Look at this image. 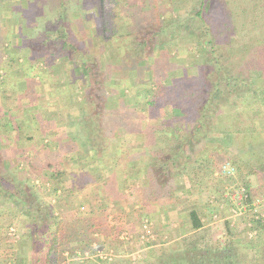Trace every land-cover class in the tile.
<instances>
[{"label": "trees", "instance_id": "obj_1", "mask_svg": "<svg viewBox=\"0 0 264 264\" xmlns=\"http://www.w3.org/2000/svg\"><path fill=\"white\" fill-rule=\"evenodd\" d=\"M5 1L7 0H0V23L2 12L5 11ZM30 3L39 7L43 5L39 0H32ZM86 3L87 6L78 11L69 0H46L44 5H47L44 7L49 15L53 10H58L56 24L50 28L51 31L47 30L36 42L27 45L23 39L21 50L24 51V59L20 60L6 51L4 46L0 51V69L7 70L6 74L0 73V77H3L0 90H4L3 85L8 86L7 80L11 79L13 71L16 73L17 68L21 69L24 85L21 81L16 83L14 80L13 86L8 82L9 86H12L15 93L25 95L24 99L21 98L23 103L36 105L40 111V114L32 113L30 120L25 116L27 123H21L17 116L23 105L19 103L18 107L13 103L14 99H10L9 104L4 106L7 107L5 111L0 104V118L1 110L4 115L9 114L12 117L11 129L16 130V142L23 138L33 140L39 135L44 151L51 148L49 154L44 153L46 156L43 161L37 160V155L33 158L27 155L31 158L29 167L22 169L17 165L13 166L15 174L24 179L15 181L0 175V222L3 221V211L11 206L13 210H17L18 215L27 217L30 236L35 240L40 232L47 234L44 252L35 257L33 255L36 254V248L33 255H28L31 264H73L63 255L66 248H70L71 238L65 228V221L61 219V215L58 217L55 214V206L47 203L41 196V191L49 195L60 192V204L68 203L72 199L73 191L67 189L63 179L66 171L63 169V157L60 153L71 152L70 158L73 161L94 160L99 167L105 168L118 154L115 148L111 157H107L106 131L112 132L119 127L131 131L136 124L132 114L145 112L146 117L154 121L146 127L149 142L156 141L155 133L158 132L160 139L166 143L156 151L151 161L142 166L138 163L135 165L137 173L140 169L143 171L144 179L139 188V209H134L132 205L131 207L133 211L144 215L142 211L153 204L176 202L174 177L177 175L183 174L186 177V182L190 185L188 195L199 193V184L194 182L189 169L194 167V162L199 163L200 158L193 160L190 152L196 157L205 152L213 141H220L218 133L213 132V124L221 121V116L228 108H235L237 122L220 130L223 134L236 133L239 137L241 134L259 133L257 122L264 119V87L255 86L256 79L264 83V0H195L185 14L177 15L171 9L175 4L174 0H87ZM91 3H95L92 9ZM88 11L93 14V19H89ZM71 19L81 36L73 33L69 24ZM85 20L95 22V30L90 31L89 36L85 30ZM44 22L48 24L50 19ZM2 30L0 25V43L4 41ZM95 37L99 42H95ZM191 37H195L194 43L200 52L198 57H203V60L191 63L197 67L195 74L190 72V68L184 67L177 76L173 42H189ZM92 46H98L99 53H93ZM115 57L119 62L110 59ZM66 59L70 62L63 65L61 61ZM116 66L125 70L124 77L114 74V71L117 74L122 73V70L115 69ZM61 71L67 75L69 88L74 90V84L80 81L79 87L84 90L81 93L82 99L77 100V105L73 106L80 110L75 120L80 122L86 133L87 140L82 147L88 155L80 154L81 150H78L76 143L79 134L69 131V122L60 124L66 121V113L71 111V106L68 107L71 91L63 94L66 101L61 111L59 108L54 112L49 103L41 105L39 101L35 84L47 81L51 90L48 92L49 97L58 96L60 82L56 75ZM109 75L110 81H113L108 84V89L101 78L107 79ZM133 87L136 88V96L143 97V101H138L142 108L131 111L129 105L114 102L107 106L104 103L102 94L106 90L109 93H118L121 89ZM44 111L43 116L41 113ZM100 118L108 127V130L104 128V133L100 131ZM26 126L32 133L24 137ZM33 131L36 133L33 134ZM136 136H141V133L138 132ZM55 138H59L58 141ZM90 150L94 153L89 155ZM19 151L25 157L26 148ZM241 158L244 165L248 164V156L242 155ZM38 161L42 162L41 169L35 166ZM253 168L255 172L250 170L246 174L248 183L245 184V195L250 204L252 187L248 175H260L259 170L262 169L258 170L255 166ZM234 169L236 170L235 166ZM30 172L34 174L30 176ZM37 176L42 179L41 185L35 184L34 179ZM203 206L194 207L187 212L192 231L182 238L185 253L170 254L159 259L157 264H243L238 257V247L229 238L235 235L229 219L223 221L226 229V233L220 235L224 237L223 241L221 237H210L207 241L212 227H207L205 218L211 216L215 210L219 213V209L211 207L212 212L208 214V206ZM259 218L253 219L257 227L264 225V218ZM77 220L81 225V232L77 231L73 237L80 238V243L86 239V247L98 240L96 238L99 235H104V239L113 242L121 233L133 229L132 225L120 223L114 232L109 213L104 209L90 213L87 217H78ZM52 224L55 228L49 233L45 229L41 231L40 228H50ZM142 234L145 235L142 239L143 245H151V234H137L138 237L132 240L139 238L140 241ZM75 247L78 248L79 245ZM70 251L74 252L73 246ZM25 252L22 246L20 250L15 248L8 259L10 264H26L28 256L26 258ZM256 253V264H264V246H257ZM128 261L131 262L132 259L128 258Z\"/></svg>", "mask_w": 264, "mask_h": 264}, {"label": "rangeland", "instance_id": "obj_2", "mask_svg": "<svg viewBox=\"0 0 264 264\" xmlns=\"http://www.w3.org/2000/svg\"><path fill=\"white\" fill-rule=\"evenodd\" d=\"M30 1L32 0L5 1V11L2 12L0 23V25L3 27L2 34L4 38V41H1L3 44L0 43V51L3 50L4 46L7 49H5L6 51L13 53L16 55V57L20 58V60L24 59L25 57L23 54L24 51L21 50L23 39L25 45L36 42L42 35L45 34L47 30L53 28V26L56 24L55 18H57L58 15V10H53L50 15L47 13L44 7L47 5H44L46 0H39L43 3L41 7L36 4L33 5L30 3ZM69 1L74 5L73 8L78 11H81L83 7L87 6V0ZM174 1L175 4L171 7V9L172 13L176 15L177 13L185 14L187 9L190 8L195 2V0ZM75 5H79V7ZM94 5L95 3H91L92 7L90 6V8H94ZM92 15L89 14V19H93ZM41 18H44V20ZM49 19L50 22L46 24L44 21ZM72 19L69 24L72 27L73 33H77L78 36H81V34L77 32L78 29ZM85 30L89 36V34H91L90 31L95 30V22L85 20ZM194 41L195 37H191L189 42H179L178 40L173 42L175 48L174 62H177L176 67L178 68L177 76L181 74V69L184 67L190 68V72L195 74L197 72V67L191 63L194 62L195 64L203 60V57H198L200 52H198L199 50L197 49V45H195ZM95 42H99L97 37H95ZM109 45L112 47L111 42H109ZM91 51L93 53H99L98 46H92ZM110 59H112L113 62L118 61L116 57ZM66 60L61 61L63 62V65H66L68 62H70L68 59ZM57 63L59 62L57 61ZM39 65H41V63H39ZM17 69L18 70L16 73L15 70L13 71L11 79L9 78L7 80L6 85L8 86L5 87L3 85L2 88L4 87V90H0V104L2 107H4L5 104H9L10 99H14L13 103L17 104L18 107H20L19 103H21V105H23L22 108H20L21 113H19L18 116L16 114V116L18 119L20 118L21 123H27L25 116L30 120V118L33 117L32 113L40 114V111L37 109L36 105L30 106L27 103H23L24 100H21V98L24 99V94L19 95L12 91V86L14 85L13 81L15 80L16 83H20V81L22 82L24 79V77H22L23 71L19 68ZM115 69L122 70V73L119 72V74H117L118 72L114 71V74L124 77L123 73H125V70L120 68L118 69L117 66ZM6 72V69H0L1 75L4 73L6 74ZM56 76L57 81L60 82L58 96H54L53 98L52 96L49 97L48 92L51 91L50 85L47 81H43L39 84H35V87H37L39 101L41 105L49 103V106L54 109V112H57L59 108L61 111V108L64 106V102L66 101L63 98V94L67 91H71L72 95L70 100H68L70 103L68 107L71 106V114L67 112V116L65 118L66 121L61 122L60 124H67L69 122V131L77 132L79 134V136H77L79 139L76 141V143L78 150H81L80 154H87L85 148L82 147L85 140H87L86 133L82 130L80 122L75 120L77 118L76 116L79 115L80 110L73 106L75 104L77 105V100L82 99L81 93H83L84 90L79 87V85H81V83H79L80 81L74 84V90L69 88L70 86L67 81V75L64 71H61L60 74ZM2 78L3 77H0V81ZM101 79L103 82H105L104 84L105 87L107 86V88L108 84L113 81H110V75L107 79L103 77ZM116 81L118 82V80ZM8 82H10L12 86H9L10 84ZM22 85H24V83ZM255 86L262 88L264 87V83H262L261 80L256 79ZM102 95L103 99L105 100L104 103H106L107 106L117 102L119 104L121 103L122 105H129V110L131 111L132 109L135 110L137 108L140 109L143 107L138 105V101H143V97L136 96L135 87L130 89H121L118 93H109L108 90H106V92H104ZM6 108L7 107H4L3 110L5 111ZM3 110H1L2 116L0 118V125L2 126L0 128V134L2 133L0 136V175L3 177L6 176L8 179L18 181L24 178H21L15 174V169L13 166L17 165L22 167V169L26 166L29 167L30 164L28 162L31 160V158H29L27 155H31L32 158L37 155V160L43 161L46 156L44 153L49 154V150L51 148L44 151L43 141L39 135H36L35 137L37 138H33V140H27L26 138H23L21 141L16 142L14 136L16 130L11 129L13 119H11L12 117L9 114L4 115ZM102 111L103 110H101V112ZM44 113L45 111L41 114L44 116ZM132 116L133 120L136 121V124L133 129H131V131H126L125 129L119 127L118 129L111 132L108 130V127L103 124L104 120L101 118L99 119L101 121H99V124L102 127L100 130L101 132L104 133V128L108 130V132L106 131L107 144L105 148L107 157H111V152L114 151L113 149L117 148L115 150H117L118 154L116 153L117 156L113 157L112 159V162L115 161L116 163H119L118 165H115V167H127L129 173H133V175L137 176L135 165L138 163L139 166H142L144 163L151 161L152 157L155 156L156 151L163 147L166 142L160 139L161 136L158 132L155 133L157 137L156 141L149 142L148 136L146 135V133H148L147 126L149 123H153L154 121L148 116L146 117L145 112L140 111L139 114L133 113ZM236 122V110L235 108L230 107L225 112V114L221 116V121L213 124L215 127L213 132L218 133L217 137H220V141H213L205 152L199 154L196 157L194 156L193 152H190L193 160L200 158V162H194V167H190L189 169L192 171L190 176L193 177L194 182L199 184V195L196 193L192 196L188 195V189L190 185L188 182H186V177L183 174L175 176L174 183L176 185L177 195H179L181 198L182 203H185L183 205H185L186 209L191 210L194 207L197 208L201 203H205L206 206H208V210L209 206L219 209V213H217L216 210H213L214 213L211 211L212 217L208 215L205 218L207 225L209 224L210 227H212L211 235L207 236V241H209L210 237L211 239H217L218 237H221L220 235L226 233L223 221L227 218L231 221L233 231L235 232V235L230 236L229 238L233 239L235 245L238 247V257H240L243 264H256V247L264 246V225L257 227L253 220L255 218L258 219L259 217L264 218V119L257 122V128L260 131L259 133L254 132L249 135L241 134L239 137H237L236 133H220V130H224L228 126L235 125ZM109 124L110 121H108V126ZM26 127L27 128H24V137H27L32 133L28 126ZM139 129H141V131H139ZM100 131L99 134H102ZM34 132L36 133V131H33V134H35ZM38 132L41 134L40 130H38ZM138 132L141 133V136H136ZM2 137L6 138L4 139L5 141ZM55 139L58 141L59 138ZM63 140H65V138ZM46 141L47 140H45V142ZM63 145L65 146V144ZM258 145L260 146L259 148ZM21 148H26V152L24 153L25 157H22L23 154H21V151H19ZM93 153V151H89V155ZM6 155H8V157H5ZM60 155L63 157V169L66 171V175L63 179H65V185L67 189H71L73 191L72 199L68 203L65 202L60 204L58 200L60 192L57 195H49L45 191H41V196L47 203L55 206V214L59 215L58 217H60V215L62 216L61 219L65 221V228L71 235V238H69L70 248H66V250L63 252V255L66 257L67 261L73 264L133 263V259L131 262H129L128 258H126V255L130 254L129 256L133 258L135 252L139 251L140 248H136L135 250L132 247H137L139 244H141V242H143L142 237V239H140L141 242L138 243L139 238L138 240L134 241L132 240L131 232L129 234V232L125 231L118 236L116 241L111 242V240L104 239V235H99L96 238L98 240H95L90 247H86L84 243L86 239L80 243L81 239L78 237L74 238L73 234L77 231L81 232V225L77 220L78 217H87L90 213H97V211H100L101 209L108 211L110 225L113 226V231L116 232L118 229L117 226L120 224V221L117 219L120 212L122 213L120 209L122 207H120L121 205H118V199L121 200L127 197L131 201L139 202V188L141 184H136L135 186L129 185L128 192L123 193L119 188L117 180H115L116 176L112 177L110 174H108L106 177L104 175H97L98 171L106 169V167L103 168V166L102 168L99 167L97 161L92 160L88 162L87 159L73 161L70 158L72 155L71 152L67 151L60 153ZM242 155L249 157L248 159L250 162L246 160V163L248 164L244 165L245 163L241 158ZM40 161L36 162L35 166H42V162ZM112 162L106 166H111L113 164ZM225 165H227L228 168L225 167ZM234 166L236 170L234 169ZM254 166L258 170L259 168L262 169L259 170L260 175H248V180L250 181V186L252 187L251 190L249 189L252 195V204H250L245 195V184L248 183L246 174L250 173V170L254 171ZM229 169H231L230 172H227ZM38 171L41 174H44L41 170ZM32 174L34 173H29L30 176ZM34 181L36 185H41L42 179L41 177L37 176L35 177ZM96 182H99V188L95 187ZM47 184L48 186L50 185L49 183ZM241 195H243L242 200L239 199ZM188 196L191 197L189 198ZM190 199H192V202ZM216 203H218L219 207L212 205ZM3 212H5L2 216L3 221L2 223L0 222V264H10L11 261L8 260L9 257L13 255L15 248L20 250L21 246L25 248L26 258L30 253V255H33V253H35L34 251H36V248V254L33 256L38 257V255L42 254L46 249L47 234L40 232L38 239L35 240L34 237L30 236V229H28L26 224L28 219L25 215H18L16 213L17 210H13L11 206L9 209L7 208ZM127 214L132 217V220L135 218L133 221L134 225H136L137 219H141L139 218V213L133 211V209H129ZM148 219L149 218L147 216H143L141 220L142 225L144 221ZM218 219L221 221H219V223H215V221ZM127 226H129V224H127ZM54 228L55 226L52 224L50 228L44 227L40 229L41 231L45 229V231L47 230L46 232L49 233ZM221 239L223 241L224 237L222 236ZM78 245L79 247L76 248L75 246ZM141 245H143V243ZM71 246H73L74 252L70 251ZM261 255L263 254L261 253ZM104 259L107 260L105 261ZM31 263L32 261L28 256L26 264Z\"/></svg>", "mask_w": 264, "mask_h": 264}, {"label": "crops", "instance_id": "obj_3", "mask_svg": "<svg viewBox=\"0 0 264 264\" xmlns=\"http://www.w3.org/2000/svg\"><path fill=\"white\" fill-rule=\"evenodd\" d=\"M112 163L113 164L111 166H107L106 169L98 171L97 175H104L106 177L108 174H110L112 175V177L116 176L115 180H117L119 188L123 193L128 192L129 185L135 186L136 184H142L144 174L141 169L138 171L137 176H135L133 175V173H129L127 167L120 166L119 168H117L115 167V165H118L119 163H116L115 161H113ZM135 170L137 172L138 169ZM95 187H100L99 182H96ZM140 201L134 202L127 197L121 200L118 199V205H121L120 207L122 208H119L121 209L122 213L120 212L117 220L120 221V223L132 225L133 229H131L132 231L130 232L132 238H135L138 237L137 234L141 235V233H146V231H144L143 229L144 223L142 225L141 220L143 216H147L149 218L148 220H150V226L153 227H151L152 232L150 236V238L152 239V244L144 246L141 245V241H138V243L141 242V244H139L137 247L133 246L132 248H134L135 250L136 248H140L139 251L135 252L133 258L129 256L130 254H127L126 258L133 259V263L131 262V264H157L159 259L165 258L170 254H184L185 249L182 238L192 231V227L189 215L187 213L188 211H186L188 209H186L185 205H183L185 203H182L179 195H177L176 202L153 204L149 206L145 211H142L144 215L139 214V218L141 219H137V223L136 225H134L133 221L135 220V218L134 220H132V217L128 215L127 212L129 209H132L131 205L134 209H139ZM212 205L219 207L218 203ZM200 206L206 208L205 203H201ZM209 207L210 209L208 210V213L212 211V206ZM219 221L221 220L218 219L217 221H215V223H219ZM209 226L210 225L208 224L207 227ZM133 230L135 231L133 232ZM141 237L145 238L143 234ZM146 238L148 239L149 237Z\"/></svg>", "mask_w": 264, "mask_h": 264}, {"label": "built area", "instance_id": "obj_4", "mask_svg": "<svg viewBox=\"0 0 264 264\" xmlns=\"http://www.w3.org/2000/svg\"><path fill=\"white\" fill-rule=\"evenodd\" d=\"M225 167H227V165H225ZM227 168H228V167H227ZM230 170H231V169L227 170V172H230ZM225 172H226V170H225ZM243 195H244V193H243ZM243 195L240 196V198H239L240 200L243 199ZM143 229H144V231H146V234H147V235L151 234V226H150V223H149L148 220H146V221L144 222ZM143 236H145V235H143Z\"/></svg>", "mask_w": 264, "mask_h": 264}]
</instances>
